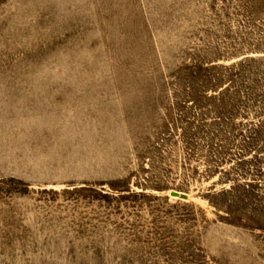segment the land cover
<instances>
[{"label": "rangeland", "instance_id": "374dc122", "mask_svg": "<svg viewBox=\"0 0 264 264\" xmlns=\"http://www.w3.org/2000/svg\"><path fill=\"white\" fill-rule=\"evenodd\" d=\"M0 264H264V0H0Z\"/></svg>", "mask_w": 264, "mask_h": 264}, {"label": "water", "instance_id": "95a60500", "mask_svg": "<svg viewBox=\"0 0 264 264\" xmlns=\"http://www.w3.org/2000/svg\"><path fill=\"white\" fill-rule=\"evenodd\" d=\"M174 194H175V195H177V193H176V192H174Z\"/></svg>", "mask_w": 264, "mask_h": 264}]
</instances>
